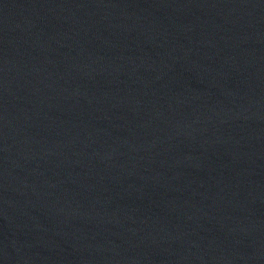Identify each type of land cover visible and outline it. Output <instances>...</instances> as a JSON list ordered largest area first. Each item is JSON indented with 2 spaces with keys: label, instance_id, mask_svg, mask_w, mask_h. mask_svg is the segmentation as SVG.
I'll use <instances>...</instances> for the list:
<instances>
[{
  "label": "water",
  "instance_id": "1",
  "mask_svg": "<svg viewBox=\"0 0 264 264\" xmlns=\"http://www.w3.org/2000/svg\"><path fill=\"white\" fill-rule=\"evenodd\" d=\"M0 264H264V0H0Z\"/></svg>",
  "mask_w": 264,
  "mask_h": 264
}]
</instances>
